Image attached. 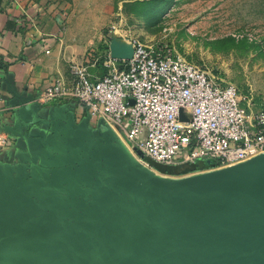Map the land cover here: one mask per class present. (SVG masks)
Instances as JSON below:
<instances>
[{
    "label": "water",
    "instance_id": "95a60500",
    "mask_svg": "<svg viewBox=\"0 0 264 264\" xmlns=\"http://www.w3.org/2000/svg\"><path fill=\"white\" fill-rule=\"evenodd\" d=\"M112 50L133 58L132 46ZM11 93L0 128L55 161L29 187L0 183V264H264V155L166 177L103 121L96 135L89 115L64 106L45 118L38 97ZM38 126L47 137H31Z\"/></svg>",
    "mask_w": 264,
    "mask_h": 264
},
{
    "label": "built area",
    "instance_id": "2783aa9c",
    "mask_svg": "<svg viewBox=\"0 0 264 264\" xmlns=\"http://www.w3.org/2000/svg\"><path fill=\"white\" fill-rule=\"evenodd\" d=\"M129 42L133 58L103 75L84 58L71 59L68 77L44 89L37 103L75 101L126 147L165 166L217 163L213 171L264 155V106L254 110L235 85L168 47ZM12 138L0 128V149Z\"/></svg>",
    "mask_w": 264,
    "mask_h": 264
},
{
    "label": "rangeland",
    "instance_id": "374dc122",
    "mask_svg": "<svg viewBox=\"0 0 264 264\" xmlns=\"http://www.w3.org/2000/svg\"><path fill=\"white\" fill-rule=\"evenodd\" d=\"M59 1L64 5L63 29L83 47V53L76 56H85L91 70L103 75L117 68L119 61L106 67L112 43L135 38L168 47L216 79L235 85L254 110L264 106V0ZM90 128L98 134L96 121ZM127 149L143 167L166 177L210 170L176 176L179 167L147 159L129 144Z\"/></svg>",
    "mask_w": 264,
    "mask_h": 264
},
{
    "label": "crops",
    "instance_id": "0c3cea01",
    "mask_svg": "<svg viewBox=\"0 0 264 264\" xmlns=\"http://www.w3.org/2000/svg\"><path fill=\"white\" fill-rule=\"evenodd\" d=\"M63 8L59 0H0V127L13 122L9 113L1 114L11 109V91L37 98L56 79L68 77L71 59L85 57L76 56L84 49L63 29ZM64 106L76 111L78 122L88 115L75 101L43 106L42 114L47 118ZM48 130L38 126L30 135L47 137ZM54 161L41 142L13 137L0 149V183L29 187L44 179Z\"/></svg>",
    "mask_w": 264,
    "mask_h": 264
},
{
    "label": "trees",
    "instance_id": "16d2710c",
    "mask_svg": "<svg viewBox=\"0 0 264 264\" xmlns=\"http://www.w3.org/2000/svg\"><path fill=\"white\" fill-rule=\"evenodd\" d=\"M88 62V60H86ZM89 63V62H88ZM217 163H200V164H196V165H183V166H177L178 171L176 174V176H181L184 174H187V172H192L195 171L197 169H214L216 167ZM165 166V165H164ZM168 167H172V166H168Z\"/></svg>",
    "mask_w": 264,
    "mask_h": 264
},
{
    "label": "bare ground",
    "instance_id": "6f19581e",
    "mask_svg": "<svg viewBox=\"0 0 264 264\" xmlns=\"http://www.w3.org/2000/svg\"><path fill=\"white\" fill-rule=\"evenodd\" d=\"M118 40V39H115ZM114 40V42H115ZM113 42V43H114ZM112 43V47H114V51H117L118 49L122 48V47H128L131 48V44H128L127 42H123V41H116L114 44Z\"/></svg>",
    "mask_w": 264,
    "mask_h": 264
}]
</instances>
